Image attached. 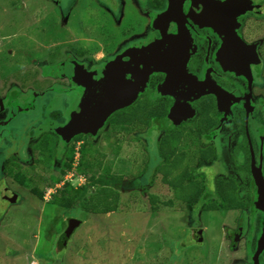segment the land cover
<instances>
[{
  "label": "rangeland",
  "instance_id": "obj_1",
  "mask_svg": "<svg viewBox=\"0 0 264 264\" xmlns=\"http://www.w3.org/2000/svg\"><path fill=\"white\" fill-rule=\"evenodd\" d=\"M74 2L75 0H0V85L3 88L7 86L8 90L14 87L24 92H32L36 98L40 97L36 104L39 113L30 114L32 123L28 129L23 131V124L17 125V122L16 126L11 124L9 127H0V264L239 262L238 256H242L240 249L249 253L252 243L246 231L247 242L241 244L239 251L228 247L230 241L237 242L236 238H231V233L236 228V222L239 223L242 219L240 213L229 210L192 212L187 205L196 201V197L184 202L175 199L171 188L163 182V174L158 171L162 162L158 155V145L165 136L161 137L159 133L151 130V126L137 123L130 128L119 126L117 132L112 133V138L103 136L106 133L99 137L97 131L104 122L100 124L98 116L90 115L89 106L95 103V98L88 96L81 103L84 108L79 105L70 119L67 117L65 122L57 119L60 112H54V109L63 105L58 103V99L53 101L54 94L49 92L50 88H57L58 93L73 92V85L80 84L76 78L71 79L64 75L62 65L68 61L62 63L61 58L64 56L60 52L66 48L62 43L80 37L93 38L86 31L76 30L73 31L74 35L72 30H68V27L75 28L78 24L76 14L79 15V8L73 6ZM69 6L74 8L69 11L70 19L65 20L64 9H69ZM86 9H91V6L86 5L84 11ZM49 13L52 17L45 19V15ZM118 31L116 34H119ZM108 35L110 33L107 30L99 39L107 42ZM101 49L99 45L94 50ZM46 59L48 63H44ZM258 82L259 89L256 92L263 95L264 72L262 80ZM48 92L49 95L46 96ZM5 96L6 92L3 98ZM116 100L117 97L115 102ZM47 103H52V107L48 109L55 114L43 113L47 111ZM122 108L114 109L110 115ZM79 115L81 120L78 123H86L88 129L74 135L69 134L67 129L75 123V117ZM263 117V111L255 109L251 120L255 123ZM114 118L115 121L127 120L122 113ZM1 119L0 117V121ZM4 119L5 116L2 120ZM257 128L260 132L254 131V134H262L264 127L259 124ZM136 131L141 136L138 139L133 136ZM220 132L221 142H210L215 148L221 145L220 155L215 162L201 163L198 154L196 157L190 155L179 165V171L175 175L189 166L192 170H200L206 177L211 194L217 188L218 178L222 179L227 175L239 177L240 199L248 201L251 179L246 173H239L237 170V156L234 153L236 146L232 141L233 136L241 134V131L237 125L227 123ZM86 133L90 135L86 138L79 137ZM77 136L78 143L74 140ZM66 137L70 139L66 140ZM45 141L52 146L49 147L51 152L46 153L40 148ZM182 141L185 142L184 139ZM75 143L77 144L74 145ZM83 143L85 144L81 147ZM257 143L261 166L264 165V142L259 140ZM188 144L189 148L195 146L192 142ZM71 149L74 151L72 168L61 179L64 163H70L73 155ZM85 149L88 152L89 149H95L99 155L94 156L85 152ZM180 149L178 153L188 151L185 150L184 143L180 144ZM103 154L105 157L101 156ZM94 161L91 168L93 176L110 175L122 179V185L116 188L119 193L117 211L95 216L83 207L84 198L77 201L73 209H62L54 205L53 197L64 192L70 197L75 195L77 189L88 186L89 189L82 192L81 196L90 199L101 189V186L91 184L90 172L84 173L80 167L81 164ZM17 175L27 177L24 184L14 179ZM35 190L43 195V200ZM228 191L230 196L216 199L218 203L215 204L236 202L237 196L233 194L232 188L229 187ZM151 195H156L160 200L156 213L152 212L149 201ZM11 196L17 197L13 203L8 201ZM195 196L198 197V194ZM256 197V206L264 211V201L261 200L259 192ZM168 201H173L174 205L167 207L165 202ZM223 201L226 203H222ZM73 221H80L81 226L75 229L65 245L62 238ZM198 229L203 233L202 239L196 235L195 231ZM259 237L260 252L264 249V233Z\"/></svg>",
  "mask_w": 264,
  "mask_h": 264
},
{
  "label": "flooded vegetation",
  "instance_id": "obj_2",
  "mask_svg": "<svg viewBox=\"0 0 264 264\" xmlns=\"http://www.w3.org/2000/svg\"><path fill=\"white\" fill-rule=\"evenodd\" d=\"M86 5L91 6L86 9L88 12L84 11ZM73 6L79 8V15L75 13L78 24L68 30L86 31L93 38L80 37L62 43L66 46L60 52L64 56L62 63L68 61L62 65L64 75L72 79L70 71L76 64L75 76L80 84L73 85V92L58 93L57 88H50L53 101L58 99L63 105L54 109L60 112L56 118L61 122L70 119L79 105L84 108L81 103L87 96L95 98V103L89 106L91 113L95 106L99 110L107 100L115 101L118 96L124 106L107 118L97 131L99 137L106 133L103 136L112 138V133L117 132L114 117L122 113L127 120L119 126L130 128L137 123L151 126L161 137L177 131L184 133L195 144L192 148L212 153L214 162L220 155L221 145L215 148L210 142H221L220 129L227 123L237 125L241 134H235L232 139L236 146V168L239 173L249 175L251 192L248 201L237 196V203L246 208L231 210L240 213L242 219L236 222L231 233L237 242L230 241L228 247L239 251L241 244L247 242L246 231L252 243L249 253L240 249L239 262L229 260L228 263L264 264V249L259 252L264 211L256 206L259 189L253 175L256 167L264 177L257 143L264 142V129L262 134H254V131L260 132L259 124L264 127V117L255 123L251 120L255 109L264 114V94L256 92L264 72V0H75ZM73 6L64 9L65 20L70 19ZM51 13L45 19H50ZM107 30L110 35L105 42L99 37ZM99 45L102 49L94 50ZM6 88L0 85V117L5 116L0 127L16 126L17 122V125L23 124L21 128L25 131L32 123L30 114L39 113L36 104L40 97L18 88ZM47 106L43 113L55 114L48 109L52 103ZM151 110L156 116L147 125L142 117ZM174 111L183 112L189 118L173 125L169 116ZM133 136L141 137L138 131ZM238 178L227 175L221 180L227 185L232 180L239 182ZM211 199L214 202L218 198ZM195 232L202 239V231Z\"/></svg>",
  "mask_w": 264,
  "mask_h": 264
},
{
  "label": "trees",
  "instance_id": "obj_3",
  "mask_svg": "<svg viewBox=\"0 0 264 264\" xmlns=\"http://www.w3.org/2000/svg\"><path fill=\"white\" fill-rule=\"evenodd\" d=\"M16 95V93H15ZM155 113L151 110L148 111L142 119L146 122V124L151 125V119L154 118ZM125 122V121H124ZM122 120L115 121L116 130L119 125H123L124 123ZM184 133L172 132L171 134L165 135L163 137L158 145L159 150V158L161 159V164L159 167V173L163 174V182L167 184L171 190L174 193L175 199L178 201L184 202L187 199H190L192 197H196V201H194L191 204L187 205V208L194 211H201V212H208V211H231L236 209H243L246 208L244 204L237 203L239 201L238 197H236V202L228 203V204H215L218 203L216 201H212L213 196H217V200H219L220 197L225 199L226 197L230 196L228 188H232L233 194L238 196L240 186L239 182L236 180H232V182H229L227 185L222 184L221 178H218L216 181V190L213 191L211 194V191H209V188L207 186L206 177L204 174L200 172L198 169H185L182 173L175 175L179 170L178 167L183 163V160L187 158V156H194L199 155V160L201 163L210 162L213 161L215 158L212 153L202 151L198 148H189V140L186 138V136H183ZM184 139L185 142L182 141ZM78 139L75 140L77 142ZM119 142H122V140H118ZM184 143L185 150H188L186 152L178 153V150L180 149V144ZM42 144V143H41ZM75 143L74 145H76ZM52 146L48 145V141H45L42 145H40V148L44 150L46 153L51 152ZM186 147L188 149H186ZM72 150V157L70 158V163H64L65 167L60 173V178L62 179L65 174H67L71 168H72V162L74 161V151ZM93 151V152H92ZM84 152V151H83ZM85 152L91 153L92 155L96 156L99 155L95 149H89V152L87 149H85ZM93 156V157H94ZM102 157H105V155H101ZM88 164L84 163L81 164L80 167L82 169V172L84 173H92V166H94L95 161L87 162ZM249 167V165H248ZM175 175V176H174ZM91 184L95 186H101V189L90 199H85V197H82V192L87 191L89 188L88 186L81 187V189H77L75 195H72L68 197L65 192L62 195H56L53 197V203L54 205L62 208V209H73L76 205L77 201L84 198L83 207L86 211L94 214L95 216L100 214H108L116 212L119 205V193L116 191L117 187H120L122 185V179L117 176H110V175H101L100 177H97L96 175L93 176L91 174ZM59 178V181L61 179ZM14 179L18 181L20 184H24L27 177L25 176H14ZM30 181V180H28ZM58 181V182H59ZM201 181V183H200ZM34 192H38V190H35ZM198 194V197L193 195ZM38 196L41 200H43V195L38 192ZM221 199V198H220ZM149 201L152 205V212H157L158 205L160 204L159 197L156 195H151L149 197ZM226 203V202H222ZM165 205L167 207H172L174 205L173 201L165 202ZM196 208L198 210H196Z\"/></svg>",
  "mask_w": 264,
  "mask_h": 264
},
{
  "label": "water",
  "instance_id": "obj_4",
  "mask_svg": "<svg viewBox=\"0 0 264 264\" xmlns=\"http://www.w3.org/2000/svg\"><path fill=\"white\" fill-rule=\"evenodd\" d=\"M78 71V66L76 64L73 65L70 74L73 76V78H76V72ZM122 106H124L123 101H121L120 99H118L117 96V100L116 102L112 99L107 100L106 105H104L102 108L99 107V111L97 106H95L94 108H92V113L90 112L91 116H98L97 119H100V124H103V122H105L107 120V118L110 116V113H112L114 111V109L116 108H121ZM95 111H98L97 113H95ZM184 117V118H182ZM189 118V116H184L183 112L180 111H174L171 113V115L169 116V121L174 122L173 125H178L180 124L183 120ZM75 123L69 127L68 133L69 134H77L80 133L83 130L88 129V127H86V123H81L79 124L78 121L81 120V115H79L78 117H75ZM77 122V124H76ZM170 125V124H169ZM84 126V128H83ZM172 127V125H170ZM71 135V136H72ZM69 137H66V140H69ZM253 175H254V179L255 182L258 186L259 189V196L261 198V200L264 201V177L262 175V173L256 169V167L253 168ZM16 196H11L8 197V201H10L11 203L16 201ZM81 226V222L80 221H73V223L68 227V229L66 230V232L63 235V240L65 242V245L67 244V242L69 241L70 237L73 235L75 229L77 227ZM199 235H201V233H198Z\"/></svg>",
  "mask_w": 264,
  "mask_h": 264
},
{
  "label": "bare ground",
  "instance_id": "obj_5",
  "mask_svg": "<svg viewBox=\"0 0 264 264\" xmlns=\"http://www.w3.org/2000/svg\"><path fill=\"white\" fill-rule=\"evenodd\" d=\"M42 63V62H41Z\"/></svg>",
  "mask_w": 264,
  "mask_h": 264
}]
</instances>
